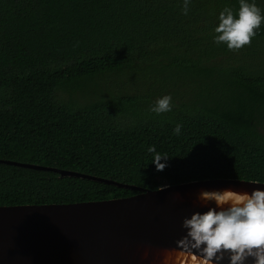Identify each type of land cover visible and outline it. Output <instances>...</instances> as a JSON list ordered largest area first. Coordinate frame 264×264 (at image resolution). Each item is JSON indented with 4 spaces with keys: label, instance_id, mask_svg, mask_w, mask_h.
I'll use <instances>...</instances> for the list:
<instances>
[{
    "label": "trees",
    "instance_id": "16d2710c",
    "mask_svg": "<svg viewBox=\"0 0 264 264\" xmlns=\"http://www.w3.org/2000/svg\"><path fill=\"white\" fill-rule=\"evenodd\" d=\"M247 2L264 17V0ZM183 3L0 0V158L144 189L264 182V19L250 45L229 50L215 28L225 7L238 18L239 0H190L187 15ZM165 95L172 111H150ZM151 146L170 158L163 171ZM137 192L0 162V205Z\"/></svg>",
    "mask_w": 264,
    "mask_h": 264
},
{
    "label": "water",
    "instance_id": "95a60500",
    "mask_svg": "<svg viewBox=\"0 0 264 264\" xmlns=\"http://www.w3.org/2000/svg\"><path fill=\"white\" fill-rule=\"evenodd\" d=\"M0 162L139 191L71 203L0 205V264H162L163 251L175 248L186 234L184 218L208 210L198 201L202 190L249 194L264 190L263 181L239 178L196 179L144 189L70 169L3 158ZM222 264H229L227 257ZM246 264H253V259Z\"/></svg>",
    "mask_w": 264,
    "mask_h": 264
},
{
    "label": "clouds",
    "instance_id": "9594fccd",
    "mask_svg": "<svg viewBox=\"0 0 264 264\" xmlns=\"http://www.w3.org/2000/svg\"><path fill=\"white\" fill-rule=\"evenodd\" d=\"M239 2L238 18L231 8L225 7L215 28L218 34L215 42L218 45L226 43L229 50L250 45L264 19L255 3ZM189 5L190 0H184L185 15ZM172 108V96L165 95L150 111L159 115ZM182 127L177 124L174 133L179 135ZM148 152L153 154L152 163L157 171L168 166L167 154L158 153L155 146L149 147ZM198 201L208 210L196 211L190 218H184L182 227L186 234L176 241L175 248L163 251L162 264H222L226 257L229 264H246L249 258L253 259V264H264V190L256 189L251 194L232 189L202 190ZM213 203L215 206H210Z\"/></svg>",
    "mask_w": 264,
    "mask_h": 264
}]
</instances>
